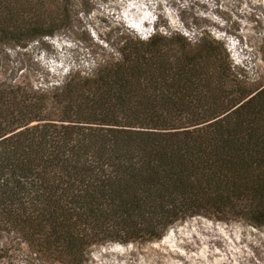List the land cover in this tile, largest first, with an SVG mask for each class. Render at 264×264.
Here are the masks:
<instances>
[{"label": "trees", "instance_id": "1", "mask_svg": "<svg viewBox=\"0 0 264 264\" xmlns=\"http://www.w3.org/2000/svg\"><path fill=\"white\" fill-rule=\"evenodd\" d=\"M74 4L0 0V45L67 28ZM113 49L48 87L0 81V240L17 235L39 264H86L94 245L161 240L187 217L263 227L264 87L210 35Z\"/></svg>", "mask_w": 264, "mask_h": 264}, {"label": "rangeland", "instance_id": "2", "mask_svg": "<svg viewBox=\"0 0 264 264\" xmlns=\"http://www.w3.org/2000/svg\"><path fill=\"white\" fill-rule=\"evenodd\" d=\"M69 26L24 45H0V81L48 87L91 71L123 35L148 39L178 32L224 44L245 86L264 87V0H74ZM0 264H39L17 235L3 236ZM86 264H264V226L244 220L187 217L153 242L94 245ZM61 264V263H56Z\"/></svg>", "mask_w": 264, "mask_h": 264}]
</instances>
